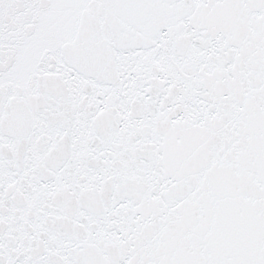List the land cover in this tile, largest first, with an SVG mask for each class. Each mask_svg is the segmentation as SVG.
Listing matches in <instances>:
<instances>
[{"label": "water", "instance_id": "95a60500", "mask_svg": "<svg viewBox=\"0 0 264 264\" xmlns=\"http://www.w3.org/2000/svg\"><path fill=\"white\" fill-rule=\"evenodd\" d=\"M0 264H264V9L4 227Z\"/></svg>", "mask_w": 264, "mask_h": 264}]
</instances>
